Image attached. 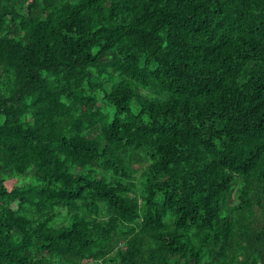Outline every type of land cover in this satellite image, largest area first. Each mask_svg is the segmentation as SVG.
Returning <instances> with one entry per match:
<instances>
[{"label":"trees","instance_id":"1","mask_svg":"<svg viewBox=\"0 0 264 264\" xmlns=\"http://www.w3.org/2000/svg\"><path fill=\"white\" fill-rule=\"evenodd\" d=\"M0 264H264V0H0Z\"/></svg>","mask_w":264,"mask_h":264},{"label":"rangeland","instance_id":"2","mask_svg":"<svg viewBox=\"0 0 264 264\" xmlns=\"http://www.w3.org/2000/svg\"><path fill=\"white\" fill-rule=\"evenodd\" d=\"M148 164V163H147ZM143 170H140L138 173H137V177L139 179H141V174H142ZM140 183V180H138V184ZM66 213V210H63L62 214H65Z\"/></svg>","mask_w":264,"mask_h":264}]
</instances>
